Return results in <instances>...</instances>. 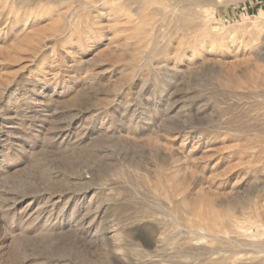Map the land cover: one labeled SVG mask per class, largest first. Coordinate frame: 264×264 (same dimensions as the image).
Returning <instances> with one entry per match:
<instances>
[{
  "label": "rangeland",
  "instance_id": "374dc122",
  "mask_svg": "<svg viewBox=\"0 0 264 264\" xmlns=\"http://www.w3.org/2000/svg\"><path fill=\"white\" fill-rule=\"evenodd\" d=\"M0 264H264V0H0Z\"/></svg>",
  "mask_w": 264,
  "mask_h": 264
},
{
  "label": "bare ground",
  "instance_id": "6f19581e",
  "mask_svg": "<svg viewBox=\"0 0 264 264\" xmlns=\"http://www.w3.org/2000/svg\"><path fill=\"white\" fill-rule=\"evenodd\" d=\"M48 15V14H47ZM70 23V22H69ZM210 213V212H209ZM227 223V222H226Z\"/></svg>",
  "mask_w": 264,
  "mask_h": 264
}]
</instances>
